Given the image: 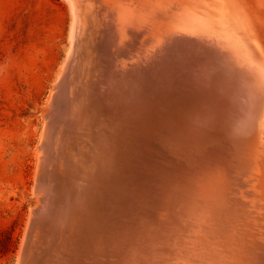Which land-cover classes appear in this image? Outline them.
Returning <instances> with one entry per match:
<instances>
[{
  "label": "bare ground",
  "instance_id": "1",
  "mask_svg": "<svg viewBox=\"0 0 264 264\" xmlns=\"http://www.w3.org/2000/svg\"><path fill=\"white\" fill-rule=\"evenodd\" d=\"M66 1L14 264H264L256 1Z\"/></svg>",
  "mask_w": 264,
  "mask_h": 264
},
{
  "label": "rangeland",
  "instance_id": "2",
  "mask_svg": "<svg viewBox=\"0 0 264 264\" xmlns=\"http://www.w3.org/2000/svg\"><path fill=\"white\" fill-rule=\"evenodd\" d=\"M251 1L264 15V0ZM70 25L66 0H0V264H14L39 206L38 147L52 120Z\"/></svg>",
  "mask_w": 264,
  "mask_h": 264
},
{
  "label": "water",
  "instance_id": "3",
  "mask_svg": "<svg viewBox=\"0 0 264 264\" xmlns=\"http://www.w3.org/2000/svg\"><path fill=\"white\" fill-rule=\"evenodd\" d=\"M22 254H23V251H22Z\"/></svg>",
  "mask_w": 264,
  "mask_h": 264
}]
</instances>
